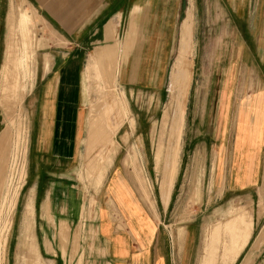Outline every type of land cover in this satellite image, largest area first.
Instances as JSON below:
<instances>
[{"label": "rangeland", "instance_id": "rangeland-1", "mask_svg": "<svg viewBox=\"0 0 264 264\" xmlns=\"http://www.w3.org/2000/svg\"><path fill=\"white\" fill-rule=\"evenodd\" d=\"M25 1L9 0L7 8V0H3L0 16V69L3 59L9 64L4 83L0 84V264L87 263L84 246L87 244L88 251H92L100 204L111 209L118 230L128 226L115 203L108 202L107 187L116 169L122 171L124 181L138 198V202L131 203L125 192L118 191L129 210L119 202L131 229L137 234L156 230L155 242L164 256L169 254L167 264H172L173 259L176 264L178 248L181 253L187 232L192 243L190 264H223V260L224 264H232L245 246L233 264H252L254 250L264 237L263 228L251 244L254 227L257 233L260 226L254 225L255 216L258 213L260 217L264 211V183L248 190L225 192L222 180L227 167L220 164V146L216 147L210 139L208 124L212 112L208 96L215 87L225 88L224 102L230 87L239 84L245 75L247 80L250 73L254 78L262 77L259 61H264V0H180L169 74L160 98L150 93L125 95L119 87L120 40L117 27L115 32L109 30L117 26L115 22L107 29L104 44L82 46L78 54L74 46L51 44L53 35L39 21L31 1L29 5ZM37 13L44 18L39 10ZM110 40H114L113 44ZM64 53H75L81 59L77 101L82 105L84 144L73 185L88 206L78 225H73L74 239L67 244L70 226L65 221L55 222L50 202L44 204L46 218L58 236V248L62 250L67 244L62 257L54 244L52 251L44 250L43 230L39 231L34 219L27 180L26 105L36 71L45 64L46 56L49 64L53 57ZM205 96L207 110L202 119ZM176 111L180 115L171 163L177 174L170 199L164 203L159 194L161 170ZM124 134H128V139L123 144ZM116 141L120 151L106 173L118 147ZM131 145H136L134 149L142 155L141 169L128 160L133 170L125 177L121 159ZM228 145L231 146L230 141L225 147ZM263 172L264 153L261 180ZM142 180L149 186L147 199L139 184ZM44 242L46 248L50 247L47 239Z\"/></svg>", "mask_w": 264, "mask_h": 264}, {"label": "crops", "instance_id": "crops-1", "mask_svg": "<svg viewBox=\"0 0 264 264\" xmlns=\"http://www.w3.org/2000/svg\"><path fill=\"white\" fill-rule=\"evenodd\" d=\"M30 1L34 5L30 6L39 21L53 35L51 44L74 46L78 54H81L82 46L104 44L107 40V29L111 27V22H115L117 26L109 30L115 32L117 27V39L120 40L119 87L125 95L127 92L129 95L150 93L160 98L169 74L180 0H26L25 2L28 4ZM2 5L3 0H0V16ZM8 5L9 0H7V8ZM38 10L42 15L44 14L45 19L39 16ZM122 27L124 32L121 33ZM110 41L113 44L114 40ZM262 44L264 45V41ZM48 59L49 57L46 56L45 64L42 63L38 67L35 82L27 98L26 108L29 119L27 180L30 184L34 219L38 221L39 231L41 228L43 230L44 250L47 253L52 251L54 244L55 249L63 257L67 244L74 239L73 225L76 223L78 225L84 207L88 206V201L83 195L80 196L78 189L73 185L78 170L80 149L84 144L80 112L82 105L77 101L78 84L81 83L79 69L81 59L75 53H64L60 57H53V62L49 64ZM201 60L203 61L204 57ZM259 66H262L260 69L262 77L258 75L254 78L250 73L247 80L245 75L242 78L244 81L241 79L239 84L230 87L229 96H226L224 102L225 88L222 90L219 86L215 87L210 90L208 96L211 98L209 111L212 112L208 124L211 135L209 137L216 147L220 146V164L227 167L222 180L225 192L248 190L264 183V172L262 180L260 178L264 153V61H259ZM7 67L9 65L6 59H3L0 84L4 83L2 79L8 71ZM196 99L197 97L194 98ZM206 100L205 96L202 119L207 110ZM127 139L128 134H124L121 143L124 144ZM229 141L231 146L225 147ZM117 145L113 162L107 167L106 173L110 172L120 151V143L117 142ZM136 147V145L129 146L121 159L125 177L132 172L133 165L141 169L142 155L136 152L137 149H134ZM227 148L229 153L225 155ZM144 184L149 188L145 182ZM108 185V202L115 203L128 226L126 229L118 230L112 219L111 209L103 208L100 204L96 212V235L91 242L93 244L91 252L88 251L86 241L84 242L88 257L85 261L87 263L84 264H167L169 254L164 256L158 242H155L156 230H152L150 234L148 232L137 234L129 225V219L122 207L129 210L118 191L125 192L131 203H134V200L138 202V198L124 181L121 170L114 171ZM141 190L143 191L142 187ZM47 201L50 202V214L54 221H65L71 228L67 244L62 250L58 248L55 228L54 230L51 228L44 212V204ZM255 223L260 226L257 233L254 232V227L252 245L264 228V211L260 217L258 213L256 214L254 225ZM140 226L139 228L144 230V227ZM35 237L37 238L36 233ZM45 239L50 243L48 248L45 247ZM262 239L259 248L254 250L252 264L264 263V237ZM244 249L239 252L233 263L240 258ZM178 253L176 264H190L192 243L188 232L182 244V251L180 253L178 248ZM171 258L173 259V253ZM61 263L75 264L65 261ZM172 264H175V259Z\"/></svg>", "mask_w": 264, "mask_h": 264}, {"label": "bare ground", "instance_id": "bare-ground-1", "mask_svg": "<svg viewBox=\"0 0 264 264\" xmlns=\"http://www.w3.org/2000/svg\"><path fill=\"white\" fill-rule=\"evenodd\" d=\"M180 50L182 52L184 51L182 49V45H181ZM179 115H180L179 112L176 111L175 114H174L173 122H172L171 127H170L169 132H168V138H167L168 139V142H169V144L167 146V151L168 152L166 153L165 162H164V165H163V168H162V172H161L160 189H159L160 190V193L159 194H161V197L163 198V200L165 199L163 201L164 203H166L168 201V199H170L169 198L170 197L169 195H171L170 194L171 193V189H173L172 186L174 184V180H175V177H176V174H177V172L175 170L176 168L174 169L173 166H172V163H171V160H172L171 159V150L175 148L176 142H177V135H176V133H177V123H178L177 121L179 120ZM103 124H104V122H103ZM138 177H139V175H138ZM138 177H136V178H138ZM139 184H140V187L143 188V194H144V196L147 198L148 197V188L144 184V181L142 180V182H140ZM165 206H166V204H165Z\"/></svg>", "mask_w": 264, "mask_h": 264}]
</instances>
